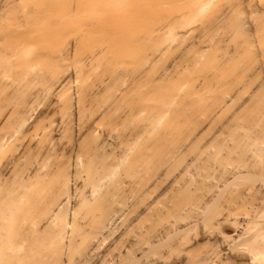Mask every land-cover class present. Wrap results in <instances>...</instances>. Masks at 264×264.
I'll use <instances>...</instances> for the list:
<instances>
[{
	"label": "bare ground",
	"instance_id": "1",
	"mask_svg": "<svg viewBox=\"0 0 264 264\" xmlns=\"http://www.w3.org/2000/svg\"><path fill=\"white\" fill-rule=\"evenodd\" d=\"M111 1L113 0H100L101 3L99 4L108 6ZM209 1L197 0L196 7L199 11H203ZM87 2L89 6L92 5L90 8L94 9L98 7L99 0H91L92 4L88 0H0V97H2L0 102V164H3L0 170V264H54L57 262L74 264L77 258L72 255V251L75 248L84 252L83 260L79 264H132L134 263L135 246L143 252H149L155 250L156 247H161L172 236L185 230H198L199 232L204 226V220L202 222L201 219L214 216L213 212L215 213L216 208H211L214 204L217 205L218 202H221L219 204L224 205V210H227L228 213L229 207L234 208V205L232 201V205L227 207L229 203L225 204L227 203L225 197H231L232 199L228 200L230 203L231 200H234L235 203L238 198L236 195L239 192L235 193L236 190L234 189L235 192H233L236 195L232 192L234 195L231 194L230 196L227 189L232 187L230 188L231 192L235 185L240 184V182H249L252 183L250 186H256L260 191H255V193L262 192L261 200L256 194L255 198L260 201L256 199V202L253 198L256 204L251 206V210L247 208L248 213L241 219H239L242 214L241 209L239 216L236 212L237 215L231 217L233 216L230 214L232 210L225 218L219 214L221 208L219 210L217 208V211L218 215L222 216V218L219 217L222 219H219L220 222H222L218 225L224 224L227 220H229L227 221L228 224L235 225V241L240 243L245 254L241 252L242 257L239 254L240 251L237 250V252L239 251L238 256L237 254L234 256L233 250L231 254L227 253L223 258L220 257V261L218 254L214 253L219 250L214 248L213 253L212 251L211 253L206 252L202 258L200 256H202L203 251L200 252L199 257L193 253L195 259L200 258L196 260L195 264H264L263 124L259 128L249 127L245 135L244 133L238 136L233 135L238 140L235 142L237 144L227 145L225 153H223V147H226L225 142L218 145L213 157V165H216L218 173L226 171L224 166H230L228 167L230 169L226 171L228 172L227 177L226 173L225 177L222 173L223 176L216 173V176L221 175L220 177L223 179L221 180L219 177V182L217 180L214 182L213 180L217 177L213 178L214 173H210L216 170L215 166H212L214 170H210L207 177L208 179L209 177L210 179L213 178V185L216 181L218 183L216 187L213 186L215 189L210 187L213 192L208 190L209 193L212 192L209 195L210 198H206L208 192L204 195L205 198L202 196L204 199L209 198V201L186 207L190 204L185 203V198H189V194L185 192L188 196L182 197H185L182 203L186 206L180 203L177 207L171 208L174 220H170L171 222L164 226L160 232L154 233L155 235L151 234L144 240L140 239L141 241L137 245L134 243L139 237H134V233H132L134 231V218L129 219L133 207L130 204L129 195L121 203L119 201L117 206L115 205L118 197L122 194L124 196L129 192H134L133 181L131 180L134 178V128L124 134H122L124 131L120 133V130L115 129L116 133L107 132L106 136L103 135L101 139L98 138L101 137L100 121L105 116L118 112L119 103L131 91L129 89L132 85H128L126 89L121 91L120 95L111 101L98 103L97 112L100 114L91 122H85L86 111L93 106L92 104H85L83 101L85 98L75 94L73 96L74 91L71 92V85L76 74L67 73L65 70L70 69V62H76L78 70L76 69L75 72L77 71L76 73L79 75L82 73L83 67L88 64L86 60L80 59V55L83 53L85 44L87 47V40H90L91 36L75 37L74 40H67L66 38L62 45H59V49H56L58 47L55 46L57 51L52 49L53 46L50 48V43L46 41V39L61 36L71 23H85V27L89 28L93 21H100L109 14H114L113 17L120 16L119 13L115 14L116 12H106L105 7H102L100 12L97 11L98 8L95 9L97 12H93L92 9L90 12L87 10ZM107 27L100 33L110 36L111 34L112 36L118 34L116 33L117 30L113 28L116 27L114 23H107ZM98 47V51L93 54L89 64H96L99 57L106 56V51L109 49L108 44ZM52 51H56V53H52ZM60 68L63 69V72L60 71ZM70 71L68 70V72ZM26 84L39 86L38 89H35L34 86L37 92L33 96L27 94L29 91L24 90ZM8 86L14 87V91H11L12 95L5 93ZM2 87L5 89L2 90ZM30 88L32 89V87ZM30 88L29 90H31ZM55 96L59 98L57 100L58 105L57 101H50V104H47V111L70 115L68 123L74 127L73 129L79 131L75 140L62 146L56 138L60 135V132L57 135V131L60 130L58 126H55L57 120L43 124V118L46 116L44 111V114L41 113L35 117L40 103L39 99L41 97L51 99ZM55 98L57 99V97ZM132 101L130 100L131 105L127 106L128 109L119 116L118 125L121 127L122 124L125 126L126 123L134 120V100L132 99ZM169 104L170 100L166 101L165 105ZM47 111L46 113H48ZM57 114L54 113V115ZM161 120V117L154 118L153 122L145 125V130L155 129ZM90 132L93 135V141H88L90 143L85 146V136ZM201 136L202 133L200 132L194 141H198ZM60 146L63 150L68 149L72 153L71 159L67 163H60L54 168L55 170H52L55 163L54 159H57L58 154H60L58 153L61 149ZM9 152L12 153L9 155ZM7 156L8 158L4 162L2 159ZM223 156H226L224 160ZM220 166L222 168H218ZM221 169L223 171L219 172ZM124 173L129 174L130 180L124 179L126 177L123 176ZM256 188L254 189L256 190ZM248 189L251 190L252 188ZM254 189L251 191L254 192ZM224 191L228 192L227 195ZM250 193L248 191V194ZM255 193L250 195L255 196ZM202 194L204 193H199V196ZM222 194L226 195L222 196L225 198V202H222ZM240 194L238 195L242 198L245 193ZM191 195L193 196L192 191ZM250 197L246 198L250 201ZM203 198L199 199L198 197L197 199L201 202L204 201ZM246 198L243 200L244 203ZM241 201L237 200L239 204L241 203L240 205H243V201ZM211 209L214 211L212 212ZM211 212L212 215L210 216ZM140 217L138 216L137 220H140ZM217 219L215 221H218ZM200 222L203 223L202 226ZM199 226L202 228L197 229L200 228ZM224 226L226 225L224 224ZM115 233L118 235H115L116 238L113 240L111 237ZM220 233L221 235L219 232L215 233L214 239H222L221 242L223 241L229 247L234 238V233L231 235L233 238L229 234V236L226 233L222 234V230ZM193 234L195 233L190 234L188 232V236ZM205 235L207 238L209 234ZM211 236L209 240L213 239ZM110 238L111 243L114 242L112 245L109 243L110 246L106 247L105 244H108ZM182 241L179 240L176 245V247H182L178 250L179 252L182 251L181 249L189 247L186 241L183 239ZM187 250L185 249L183 252ZM239 255L244 260H241ZM188 257L190 258V256ZM191 258L188 262L191 260L194 262ZM153 260L158 261L157 259ZM152 261L150 259V262Z\"/></svg>",
	"mask_w": 264,
	"mask_h": 264
},
{
	"label": "rangeland",
	"instance_id": "2",
	"mask_svg": "<svg viewBox=\"0 0 264 264\" xmlns=\"http://www.w3.org/2000/svg\"><path fill=\"white\" fill-rule=\"evenodd\" d=\"M88 1L91 2V0ZM113 1L108 6H103L99 4L101 3L99 0L97 11L100 12L101 8L105 7L106 12H116L115 14L119 13L120 16L113 17L114 14H109L100 21H93L89 28L85 27V23H71L61 36L58 35L55 38L46 39V41L50 43V48L53 46L52 49L56 50L60 48L59 45L61 46L66 38L67 40H74L75 37L91 36L90 40H87V47L85 44L83 53L80 55V59L86 60L88 64L84 66L85 68L83 67L82 73L79 75L76 73L77 71L75 72L76 69L78 70L76 62H70L71 65H68L70 67L68 70L72 72L65 70L67 73L76 74L71 85V92L74 91L73 96L74 94L78 97L81 96L83 99L85 98L83 100L85 104H92L93 106L86 111L85 122H91L100 114L97 112L100 103L111 101L120 95L121 91L126 89L128 85H132L129 89L131 91L119 103L118 112L105 116L100 121L101 137L98 138L101 139L103 135L106 136L110 132L116 133L115 129L120 130V133L124 131L122 133L124 134L134 128V178L131 179L134 192H129L127 195L125 194L126 196L122 194L118 197L115 205L117 206L119 201L121 203L129 195L130 204L133 206L129 219L134 218V231L132 233H134V237H139L134 242L137 245L138 242L148 236L150 237L151 234L155 235L158 231L160 232L164 226L174 220L171 208L177 207L185 199V203L190 204L186 206L182 203L186 207L209 201L211 197L209 195L213 192L210 187H216L219 182L218 179H223L220 176L224 174L222 176L225 177L226 173L227 177L228 172L226 171L230 169L228 168L230 166H224L226 171L219 170V172H224L221 174L217 172L216 165H213V157L220 143L225 142L226 147H223V153H225L227 145L238 141L233 135L238 136L242 133L245 135L249 127L259 128L262 124L264 126V0H210L203 11H199L196 7L197 0ZM90 7L92 5H88L87 10L91 12L92 8ZM97 8L92 9L93 12ZM107 23H114L116 27L113 28L117 30L116 33L118 34H113V36L111 34L110 36L100 33L108 28ZM103 44L109 46L106 56L99 57L96 64H89L93 54L98 51V46ZM56 51H52V53H56ZM54 58L53 60H55ZM60 71L63 72V69L60 68ZM34 86L26 84L24 90L29 91L27 94L33 96L37 92L35 89L39 88V86H35L34 89ZM13 88L8 86L5 93L12 95ZM4 89L2 87V90ZM55 97L51 99L41 97L38 113L36 111L35 117L45 112L43 124L57 120L55 126H58L60 130L57 131V135L60 132V137L56 136V138L62 146L75 140L79 131L73 129L74 127L68 123L70 115L67 114L66 116L62 113L63 116L59 112L57 114L55 111H47V104H50V101L59 100L58 96ZM132 99L134 100V120L126 123L125 126L122 124L121 127L118 125L119 116L128 109L127 106L131 105L130 100L132 101ZM168 100H170V104L165 105ZM125 107L126 109H124ZM160 117L162 120L155 129L145 130L146 124L153 122L154 118ZM64 126L67 127L66 130ZM74 126L77 128L76 125ZM103 131L106 134H103ZM200 132L202 136L198 141H194ZM85 137L84 145L86 146L93 141V135L90 132ZM58 153L60 154H58L57 159H54L55 163L52 170H55L54 168L60 163H67L71 159L72 153L68 149L63 150L61 148ZM8 156L2 160L5 162ZM225 157L223 156V160ZM3 161L2 163H4ZM2 165L0 164V170ZM212 166H215L216 169V172H210L211 174L214 173L213 178L217 177L214 180L207 177L209 171L214 170ZM216 173H218L217 175L221 174L220 178L216 176ZM124 174L123 176H126L124 179L130 180L129 174ZM212 180L218 182L216 181L213 185ZM250 185L252 183L240 182V184L235 185L231 192L230 188L232 187L227 189L229 193L227 191L224 193L231 196L235 190V193L239 192L240 195L243 192L245 194L242 198L238 195L239 193L237 195L234 193L240 198H237L238 201L241 199L243 201L246 197L249 198L250 194L253 193L254 195L255 191H258L256 186ZM245 188L251 193L248 194ZM248 188H256V190L254 189L252 192V189L249 190ZM195 189L197 190L194 192ZM208 190L212 192L209 193ZM196 192L197 194H194ZM201 192L204 194L200 197L199 193L201 194ZM207 192L206 198H209L204 199ZM258 192L255 193V196L250 197V201L247 198L245 203L241 201L243 205H240L241 203L239 204L237 200H235L236 204L234 200H231L230 203L228 199L232 198L225 197L227 198L225 204L229 203L227 207L232 205L233 201L234 208L229 207L231 210L226 208L229 210L228 213L233 210L230 212L233 215L231 217H234L236 212L239 216L241 211L242 214L239 219L243 218L248 213V209L251 210V206L256 204V199H258L255 198L256 194L261 200L262 192ZM223 195H221V199H223L222 202H225ZM183 196H188L190 200L185 197V199L182 198ZM236 196H234L235 199ZM198 197L204 199V201L202 200L203 203L197 199ZM196 199L197 201H195ZM219 203L221 204L218 202L217 205L214 204L215 206L211 207L216 208L215 213L217 212L215 215L214 210L211 209L214 216L212 212L209 214L214 220L210 217L201 219L202 222L204 220V224L200 222V225L203 224V228L206 230L203 231L200 226L197 228H202L199 232L198 230H185L172 236L161 247H156L155 250L149 252H143L135 246L134 263L132 264H173V262L174 264H190V262L195 264L196 260L205 256L206 252L211 253L214 248H218L219 251H212V253H217L220 261L224 255L231 254L233 250L234 256L239 251L242 256L244 250L234 237L236 234L235 225L228 224L227 221L229 220L224 222L227 227L223 223L222 226L218 225L222 222H220L222 216L225 218L226 215H229L227 210H224V205ZM218 205L222 207H218ZM217 208L218 210L223 208L222 212L221 209L219 211V214H222L221 217L218 215ZM138 216H141L140 220H137ZM216 216L218 219L215 218ZM216 219L219 222L215 221ZM207 230L211 233H207ZM221 230L222 234L226 233L230 236L234 233V238L231 236L233 240L230 239L232 243L229 247L223 241L221 242L222 239H214L215 236L213 235L217 232L221 235ZM213 231H215L214 234H212ZM188 232L195 234L188 236ZM205 234H209L207 238ZM115 235L117 236L118 233L111 237L113 240L116 238ZM180 236L184 237L181 238ZM210 236L211 239L213 237L212 240H209ZM111 238L110 241L108 240L109 242L107 241L108 244H105L106 247L113 244L114 241L111 243ZM182 239L188 243L190 248L186 245L187 248L181 249L182 251L179 252L178 250L182 247H176V245ZM223 243L224 245H222ZM175 247L178 249L176 250ZM188 248L190 250L192 248V250L189 252ZM185 249L187 251L183 252ZM237 250L239 251L237 252ZM181 252L183 253L181 254ZM200 252H202V256L199 255ZM72 253L77 258L74 264H79L83 260L84 252L75 248ZM193 253L200 258L195 259ZM182 255L183 258L181 259ZM240 255L239 257H241ZM187 256L190 258L192 256L194 262L192 260L188 262L190 258ZM150 259L151 261L152 259L158 261L150 262Z\"/></svg>",
	"mask_w": 264,
	"mask_h": 264
}]
</instances>
